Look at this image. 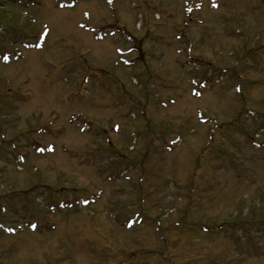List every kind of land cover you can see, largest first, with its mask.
I'll list each match as a JSON object with an SVG mask.
<instances>
[{
    "label": "rangeland",
    "instance_id": "rangeland-1",
    "mask_svg": "<svg viewBox=\"0 0 264 264\" xmlns=\"http://www.w3.org/2000/svg\"><path fill=\"white\" fill-rule=\"evenodd\" d=\"M0 264H264V0H0Z\"/></svg>",
    "mask_w": 264,
    "mask_h": 264
},
{
    "label": "snow or ice",
    "instance_id": "snow-or-ice-1",
    "mask_svg": "<svg viewBox=\"0 0 264 264\" xmlns=\"http://www.w3.org/2000/svg\"><path fill=\"white\" fill-rule=\"evenodd\" d=\"M39 46V45H38ZM3 60L5 61V62H7V60L9 59V57L7 56V55H4L3 57ZM33 227H35V226H33Z\"/></svg>",
    "mask_w": 264,
    "mask_h": 264
}]
</instances>
